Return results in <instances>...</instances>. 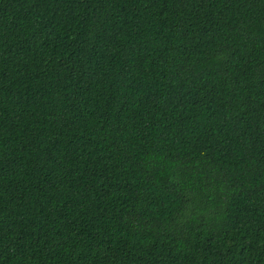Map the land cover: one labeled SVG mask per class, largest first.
Returning a JSON list of instances; mask_svg holds the SVG:
<instances>
[{
    "label": "trees",
    "instance_id": "16d2710c",
    "mask_svg": "<svg viewBox=\"0 0 264 264\" xmlns=\"http://www.w3.org/2000/svg\"><path fill=\"white\" fill-rule=\"evenodd\" d=\"M0 264H264V0H0Z\"/></svg>",
    "mask_w": 264,
    "mask_h": 264
}]
</instances>
